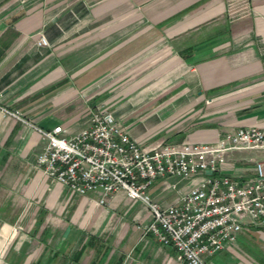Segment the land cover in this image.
Listing matches in <instances>:
<instances>
[{
    "label": "crops",
    "instance_id": "obj_1",
    "mask_svg": "<svg viewBox=\"0 0 264 264\" xmlns=\"http://www.w3.org/2000/svg\"><path fill=\"white\" fill-rule=\"evenodd\" d=\"M43 34L47 44H37ZM0 264H187L142 226L150 210L125 191L99 202L36 162L88 110H111L145 148L214 142L264 127V0H0ZM264 147L226 153L221 172L255 175ZM200 177L169 174L149 192L177 201ZM209 264H264V226L249 223Z\"/></svg>",
    "mask_w": 264,
    "mask_h": 264
},
{
    "label": "built area",
    "instance_id": "obj_2",
    "mask_svg": "<svg viewBox=\"0 0 264 264\" xmlns=\"http://www.w3.org/2000/svg\"><path fill=\"white\" fill-rule=\"evenodd\" d=\"M37 44H47L43 34ZM0 108L22 118L17 110ZM87 120L71 135L60 124L50 129L31 124L46 139L35 164L76 193L99 191L101 203L118 190L141 201L151 212L144 232L174 245L187 264H209L207 256L236 241L245 217L264 226V159L255 160L252 177L239 180L221 172L228 151L264 147V127H238L214 142L165 140L145 148L102 105L90 108ZM169 174L200 180L162 205L149 188Z\"/></svg>",
    "mask_w": 264,
    "mask_h": 264
}]
</instances>
